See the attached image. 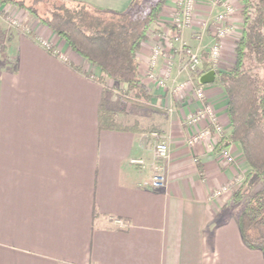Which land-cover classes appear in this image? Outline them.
Returning <instances> with one entry per match:
<instances>
[{"label":"crops","instance_id":"1","mask_svg":"<svg viewBox=\"0 0 264 264\" xmlns=\"http://www.w3.org/2000/svg\"><path fill=\"white\" fill-rule=\"evenodd\" d=\"M72 1L110 15L131 2ZM175 1L166 0L137 52L139 76L151 95L147 104L160 115L149 132L100 129L98 71L30 13L2 6L30 34H0V264H264L261 251L244 245L236 224L245 203L234 205L231 198L249 170L239 146L225 149L234 160L227 163L214 151L220 135L208 120L189 123L206 105L223 134L230 131L223 89L199 82L211 68L207 50L222 8L194 0L191 25L177 32ZM225 1L234 12L231 34L221 41L220 69L233 63L242 26L239 1ZM181 47L201 55L196 72L183 69ZM106 85L109 106L120 98L110 81ZM161 140L168 157L156 162L165 182L153 189ZM132 158L145 165L131 164Z\"/></svg>","mask_w":264,"mask_h":264},{"label":"trees","instance_id":"2","mask_svg":"<svg viewBox=\"0 0 264 264\" xmlns=\"http://www.w3.org/2000/svg\"><path fill=\"white\" fill-rule=\"evenodd\" d=\"M238 1L242 26L234 43L233 63L224 69L209 68L205 73L214 71L213 83L226 95L230 127L214 151L219 153L237 144L249 168L231 198L234 205L245 203L236 224L244 245L264 255V0ZM165 2L131 0L125 11L113 14L118 20L117 29L97 30L93 34L86 33L79 25L77 20L85 6L76 1L0 0V7L11 5L27 11L60 37L71 52L98 71L93 78L102 86L98 108L100 129L142 132L115 122L113 111L107 106L106 83L110 81L112 89L121 96L131 94L139 102L150 101L151 95L139 76L137 52L156 25Z\"/></svg>","mask_w":264,"mask_h":264},{"label":"built area","instance_id":"3","mask_svg":"<svg viewBox=\"0 0 264 264\" xmlns=\"http://www.w3.org/2000/svg\"><path fill=\"white\" fill-rule=\"evenodd\" d=\"M213 6H220L222 11L216 15L214 23L212 24V34L214 36V43L208 48V58L209 64L211 65L212 69H220L218 68L220 55H221V41L231 34L232 26L229 20V17L233 15L234 8L233 6L225 0H209ZM176 12L172 18V24L176 31L183 30L191 25L194 11H195V4L194 0H176ZM177 32L175 36H178ZM175 41H178V37L175 38ZM43 46L48 49L49 45L47 43H43ZM185 55L183 69L188 71L189 73H194L198 70L201 66L202 58L201 55L190 48L183 49L181 47ZM160 54L159 48H155L152 55V64H154V60ZM158 84L160 86L164 85L162 80H159ZM197 99L202 100L204 97L203 89L199 88L195 92ZM207 119L210 126H213L216 133L220 135H224L223 127L218 123L216 114L213 112L210 106H204L195 117H192L189 120V123H194L198 119ZM209 130L202 131L198 135L194 136L190 143L200 139L202 136L207 135ZM156 136V134H155ZM223 155L224 159L227 163H233V158L224 150L219 152ZM168 157V145L164 140H161L155 145L154 151V163L152 165V180L151 186L153 189H159L163 187L165 182V176L163 172L162 166L157 164L156 161L167 159ZM130 163L133 165L144 166L145 160L141 158H132ZM228 187H223L220 190L215 192V195H220L224 191H226ZM119 224H122L120 220L118 221Z\"/></svg>","mask_w":264,"mask_h":264},{"label":"rangeland","instance_id":"4","mask_svg":"<svg viewBox=\"0 0 264 264\" xmlns=\"http://www.w3.org/2000/svg\"><path fill=\"white\" fill-rule=\"evenodd\" d=\"M1 9L2 8L0 7V10ZM77 21L88 34H93L97 30H115L118 26L116 16L94 13L86 9L82 11L81 16ZM9 29L30 34V32L27 31L28 27L24 26V24L17 20V18L9 16L5 10H3V12H0V34ZM0 50H2L1 47ZM3 67L4 58L3 54L0 53V69ZM106 89L110 91L107 85ZM114 95L118 96L120 99H115L116 101L114 100L108 107L115 111L113 112V116L117 124L137 130L139 129L142 130V132H149L151 129H155L154 122L160 117L155 109H152L147 103L135 100L131 94L125 97L121 96L120 93ZM136 104H138L139 107L135 106Z\"/></svg>","mask_w":264,"mask_h":264},{"label":"water","instance_id":"5","mask_svg":"<svg viewBox=\"0 0 264 264\" xmlns=\"http://www.w3.org/2000/svg\"><path fill=\"white\" fill-rule=\"evenodd\" d=\"M214 77H215V73L214 71H210L207 72L206 74H204L200 79L199 82L201 84H209V83H213L214 81Z\"/></svg>","mask_w":264,"mask_h":264}]
</instances>
